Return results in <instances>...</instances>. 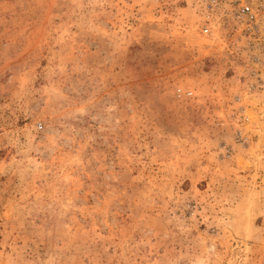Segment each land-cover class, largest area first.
<instances>
[{
	"label": "rangeland",
	"instance_id": "obj_1",
	"mask_svg": "<svg viewBox=\"0 0 264 264\" xmlns=\"http://www.w3.org/2000/svg\"><path fill=\"white\" fill-rule=\"evenodd\" d=\"M199 6L0 0V264H264V56Z\"/></svg>",
	"mask_w": 264,
	"mask_h": 264
},
{
	"label": "built area",
	"instance_id": "obj_2",
	"mask_svg": "<svg viewBox=\"0 0 264 264\" xmlns=\"http://www.w3.org/2000/svg\"><path fill=\"white\" fill-rule=\"evenodd\" d=\"M200 34L237 35L243 39L247 55L254 65L264 56V0H199ZM248 75L260 78L257 71ZM253 84L251 85V87ZM178 96L190 92L177 89Z\"/></svg>",
	"mask_w": 264,
	"mask_h": 264
}]
</instances>
